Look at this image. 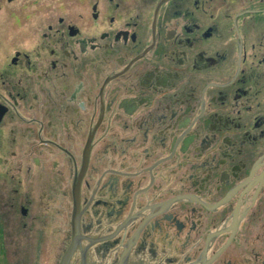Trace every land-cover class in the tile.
I'll return each mask as SVG.
<instances>
[{"label":"flooded vegetation","instance_id":"obj_1","mask_svg":"<svg viewBox=\"0 0 264 264\" xmlns=\"http://www.w3.org/2000/svg\"><path fill=\"white\" fill-rule=\"evenodd\" d=\"M0 220L39 263L264 264V0H0Z\"/></svg>","mask_w":264,"mask_h":264},{"label":"rangeland","instance_id":"obj_2","mask_svg":"<svg viewBox=\"0 0 264 264\" xmlns=\"http://www.w3.org/2000/svg\"><path fill=\"white\" fill-rule=\"evenodd\" d=\"M3 223L0 220V264H49L45 260L46 254L44 252H38L39 260L41 261L39 263L35 262L33 253L29 249V243L27 249L23 248L25 237L22 238L19 235V229L16 228L14 221L12 225L10 222L8 223V230L6 228L7 225L4 226ZM5 230H7V234L4 233ZM24 236L26 235L24 234Z\"/></svg>","mask_w":264,"mask_h":264},{"label":"water","instance_id":"obj_3","mask_svg":"<svg viewBox=\"0 0 264 264\" xmlns=\"http://www.w3.org/2000/svg\"><path fill=\"white\" fill-rule=\"evenodd\" d=\"M75 249L73 250V247L70 248L67 253L64 255V258L62 260V264H69L73 254H74Z\"/></svg>","mask_w":264,"mask_h":264}]
</instances>
